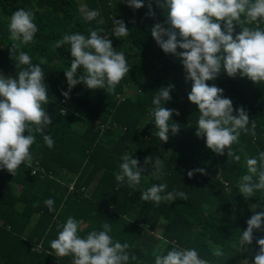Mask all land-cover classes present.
Wrapping results in <instances>:
<instances>
[{"label":"trees","instance_id":"16d2710c","mask_svg":"<svg viewBox=\"0 0 264 264\" xmlns=\"http://www.w3.org/2000/svg\"><path fill=\"white\" fill-rule=\"evenodd\" d=\"M147 3L133 9L126 0H0V72L5 77L20 70L10 58L9 18L21 8L34 14L39 27L34 41L17 43L34 64L45 61L41 67L50 103L44 107L52 117L45 133L55 140L54 148L48 149L37 135L30 164L15 175L0 170V264H71L70 256L50 254L57 226L69 216L81 222V236L109 223L113 239L127 242L130 255L136 257L129 264H154L156 256L174 245L195 248L209 264H246L245 258L254 259L256 240L264 238V231L254 232L246 252L233 245L251 215L264 210V201L245 200L238 188L239 177L247 171L245 158L264 150V84L223 72L207 82L222 88L234 107L243 106L257 126L256 136L242 133L239 144L233 145L240 161L207 149L204 138L195 134L198 107L187 98L192 82L185 80L180 59L165 54L151 36L152 26L163 24L166 17L154 0L155 16H149ZM90 10L100 13L102 25L87 19ZM113 19L123 20L129 29L126 38L109 37L113 48L125 53L128 75L115 92L80 84L66 99L61 94L68 90L64 71L72 57L67 45L56 49V41L66 34L87 36L97 28L112 34ZM248 26L264 28L259 23ZM168 84L175 88L163 106L175 110L169 123H176L179 131L175 135L170 131L163 142L156 136L151 101ZM129 151L144 168L141 183L133 188L115 180L121 157ZM148 157L164 161L165 174L159 179L150 175ZM197 169H204V174ZM160 183L167 184V192L186 193L187 199L177 197L159 205L141 200L142 192ZM49 198L55 201V211L49 212L44 204ZM252 205L260 206L253 210ZM217 251L223 255H214Z\"/></svg>","mask_w":264,"mask_h":264},{"label":"clouds","instance_id":"9594fccd","mask_svg":"<svg viewBox=\"0 0 264 264\" xmlns=\"http://www.w3.org/2000/svg\"><path fill=\"white\" fill-rule=\"evenodd\" d=\"M118 0H116V3ZM133 9L145 7V0H126ZM153 0H148V15L155 16ZM166 17L163 24L151 28V36L165 54L178 57L186 73L185 80L192 82L188 100L198 107L195 126L196 136L204 138L207 149L213 153L240 161L241 157L233 145H238L241 134L256 136V123L249 118L243 107H234L233 101L224 96V90L214 83L223 72L227 77L247 78L254 84H264V28L248 25L264 24V0H154ZM97 10L87 12L88 20L104 23ZM112 34H103V28L90 30L86 36L81 33L66 34L56 41L55 48L67 45L72 57L64 71L68 90L61 94L67 99L77 85L83 84L89 90L104 89L115 92L130 68L124 52L113 48L110 36L116 39L129 36V29L121 19H113ZM240 31L236 32V27ZM10 58L16 62L12 77L0 72V170L15 175L22 165L30 164L32 146L37 135L43 137L48 149H53L55 140L45 129L52 124L44 105L49 102L48 86L44 83L45 73L41 63L34 64L27 52L19 51V43L34 41L39 27L34 14L17 9L8 22ZM178 49L182 51H178ZM18 53V54H17ZM174 84L158 89L152 97L151 115L154 118L156 136L163 142L179 131L176 123L170 124L173 112L163 105L169 102ZM235 113V114H234ZM178 115L179 113L176 112ZM27 131V135L24 133ZM125 152L115 180L133 188L141 183L144 168L140 161ZM247 171L239 177L240 194L248 200L259 197L264 201V150L255 156L246 157ZM150 175L159 179L165 174L164 161L148 157ZM204 174V169H197ZM189 177L193 172L188 173ZM167 184H153L141 193V200L159 205L162 201H175L177 197L186 200L184 192H167ZM166 193V194H165ZM49 212L55 211V201H44ZM260 205H252L255 210ZM239 241L233 247L246 252L254 240V232L264 231V210L255 212L246 221ZM81 222L69 216L57 226V235L50 241L52 255L56 258L71 257V264H129L131 256L127 242L121 243L110 235L112 227L105 222L102 230H92L86 236L80 235ZM258 250L254 259L246 264H264V238L256 240ZM216 256L223 253L217 251ZM154 264H209L201 258L195 248L174 245L166 254L155 257Z\"/></svg>","mask_w":264,"mask_h":264},{"label":"built area","instance_id":"2783aa9c","mask_svg":"<svg viewBox=\"0 0 264 264\" xmlns=\"http://www.w3.org/2000/svg\"><path fill=\"white\" fill-rule=\"evenodd\" d=\"M61 102L63 103V102H64V100H62ZM61 112H63V113H64V112H65V110H64V109H62V110H61ZM68 188H69V190H72V189H73V188H72V184H69V185H68Z\"/></svg>","mask_w":264,"mask_h":264}]
</instances>
